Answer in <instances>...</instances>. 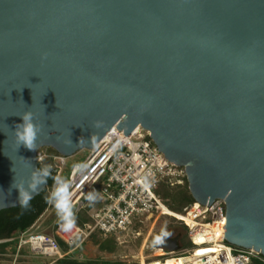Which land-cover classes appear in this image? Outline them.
<instances>
[{
	"label": "water",
	"instance_id": "obj_1",
	"mask_svg": "<svg viewBox=\"0 0 264 264\" xmlns=\"http://www.w3.org/2000/svg\"><path fill=\"white\" fill-rule=\"evenodd\" d=\"M26 111L35 150L14 138ZM114 125L148 130L195 202L225 200L226 241L264 257V0H0V211L38 149L71 156Z\"/></svg>",
	"mask_w": 264,
	"mask_h": 264
},
{
	"label": "built area",
	"instance_id": "obj_2",
	"mask_svg": "<svg viewBox=\"0 0 264 264\" xmlns=\"http://www.w3.org/2000/svg\"><path fill=\"white\" fill-rule=\"evenodd\" d=\"M87 150L81 163L71 167L68 182L74 213L85 210L90 220L82 225L74 224L67 235L59 231L61 224L54 230L55 236L31 232L34 224L15 239H1L0 243L14 241L16 244L15 252L10 254L14 257L9 264L17 263V255L24 247L31 255L52 258L46 264H58V260L90 239L94 232L102 238L119 236V233L131 227L134 220L160 215L173 216L181 221L187 227L192 246L176 251L159 246L151 248L152 251L144 255V251L150 249L146 238L141 246L138 264L165 263L169 259H177L179 264H252L253 258L264 263L260 253L226 241L223 198L214 199L210 205L194 201L178 214L167 211L169 208L165 201L154 190L160 182L172 186L182 184L187 180L186 173L183 166L169 161L157 149L148 130L137 125L125 135L114 125L93 148ZM46 158L54 161L58 177L66 156L38 149V164ZM88 193L95 194L91 202L87 198ZM56 237L71 248L62 251ZM206 250L209 252L205 253ZM160 257L164 259L159 260Z\"/></svg>",
	"mask_w": 264,
	"mask_h": 264
},
{
	"label": "trees",
	"instance_id": "obj_3",
	"mask_svg": "<svg viewBox=\"0 0 264 264\" xmlns=\"http://www.w3.org/2000/svg\"><path fill=\"white\" fill-rule=\"evenodd\" d=\"M48 153L55 154L56 151L52 149V151ZM44 165H51L52 176H57L55 163L51 158H46L44 162L39 163V168L43 167ZM53 183V179L49 177L47 179V187L45 188V190H43L41 193L31 199L29 207L27 209H23L19 205L0 211V240L5 238L15 239V237H17L21 232L29 230L35 224L39 217L51 206L50 204H47L45 202V197L49 195V189L52 188ZM154 191L163 198L167 207L171 211L176 213L181 212L185 206L194 202L188 190L187 180H185L182 184H177L174 186H170L164 182H160ZM170 217L180 223L181 228L184 231L181 235L182 244L190 243V246H192L191 238L188 236L187 233V227L175 217ZM89 220V216L85 210L75 213L76 225H82L83 222ZM136 221L137 220H134L131 227L136 224ZM48 224L51 225L52 231H54L61 224L58 220L56 212H54V216ZM117 237L118 236H109L107 238H102L97 232H94L90 238L92 239L93 243L97 246L98 250L111 253L116 248ZM56 239L59 246L64 249V252L68 251L71 248L70 246L65 244L60 238L56 237ZM9 246L12 249L11 252L14 253L16 249V244L14 241L1 242L0 252L6 253V249ZM76 253L77 250H73L70 254L58 260V264H125L120 260H109L105 258H95L81 261L74 256ZM252 264L264 263L256 258H253Z\"/></svg>",
	"mask_w": 264,
	"mask_h": 264
},
{
	"label": "rangeland",
	"instance_id": "obj_4",
	"mask_svg": "<svg viewBox=\"0 0 264 264\" xmlns=\"http://www.w3.org/2000/svg\"><path fill=\"white\" fill-rule=\"evenodd\" d=\"M40 150L50 152L52 151V148L42 147L40 148ZM87 152V149H82L71 156H66L65 163L61 166L62 172L60 173V175H58V177L68 181V175L71 167L74 164L81 163V161L86 156ZM51 190L52 188L49 189V193L51 192ZM54 212H56L55 208L51 205L39 217V219L35 222V225L32 229H30V231H38L46 235L54 236L55 232L51 230V225L48 224L53 218ZM59 231L64 235H67L69 232L62 227L59 228ZM183 232L184 231L182 230L180 223H178L168 215H160L157 218L155 216L149 218L141 217V221L137 220L136 224H134L128 230L119 233V236L116 239V248L113 252L108 253L98 250L97 246L93 243L92 239L90 238L83 242L76 249L77 253L74 256L81 261L95 258H105L109 260H120L125 264H138L141 246L146 238L147 244L149 245L150 249L146 252L144 251V255L152 251L151 248L159 247L160 242L166 237H172L177 234L182 235ZM156 237L161 238L160 242H156ZM180 243L182 245V248H189L190 246V243L182 244L181 238ZM6 250V254H2L0 252V264H9L14 257V255H10L12 250L10 246L7 247ZM61 250L64 251V249L62 248ZM158 259L163 260L164 258L160 257ZM50 260H52V258L50 257L31 255L28 249L24 247L23 250L20 251V253H18L17 255L16 264H46Z\"/></svg>",
	"mask_w": 264,
	"mask_h": 264
},
{
	"label": "clouds",
	"instance_id": "obj_5",
	"mask_svg": "<svg viewBox=\"0 0 264 264\" xmlns=\"http://www.w3.org/2000/svg\"><path fill=\"white\" fill-rule=\"evenodd\" d=\"M19 116L22 122L16 124L14 130L17 150L21 146L28 150H35L36 140L41 131L40 126L34 122L30 111H26ZM96 126L98 125H94V127ZM37 159L39 160L40 158L38 157ZM49 177L53 179L54 183L51 192L45 197V202L55 208L61 227L66 231H70L75 224L74 205L72 203V192L70 191L71 185L67 180L52 176L51 165H44L39 169H34L28 181L27 188H25L23 184L17 183L16 179H14L12 188L18 190V203L20 207L27 209L32 195L38 191L40 185L46 183ZM87 198L91 202L95 199V194L88 193ZM13 206H15V204ZM160 239V237H156V242H160Z\"/></svg>",
	"mask_w": 264,
	"mask_h": 264
},
{
	"label": "bare ground",
	"instance_id": "obj_6",
	"mask_svg": "<svg viewBox=\"0 0 264 264\" xmlns=\"http://www.w3.org/2000/svg\"><path fill=\"white\" fill-rule=\"evenodd\" d=\"M170 214H178V213H176V212H173V211H171L170 209H168L167 210ZM156 252H160L159 250H157ZM205 253L206 252H209V250H206V251H204ZM157 264H179V260H177V259H169V260H167L165 263H157Z\"/></svg>",
	"mask_w": 264,
	"mask_h": 264
}]
</instances>
